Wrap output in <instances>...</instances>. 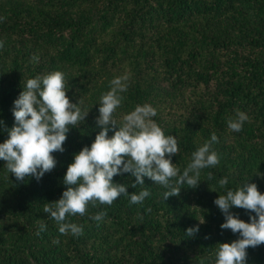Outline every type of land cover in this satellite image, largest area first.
Wrapping results in <instances>:
<instances>
[{
    "label": "trees",
    "instance_id": "trees-1",
    "mask_svg": "<svg viewBox=\"0 0 264 264\" xmlns=\"http://www.w3.org/2000/svg\"><path fill=\"white\" fill-rule=\"evenodd\" d=\"M0 40V143L15 123L14 100L37 75L62 71L70 102L81 100L88 111L66 134L63 166L39 181H18L0 160V264H210L218 243L239 238L221 229L224 216L214 200L246 180L264 194V0H0ZM125 73L129 87L113 114L118 126L137 104L149 103L165 135L178 141L171 159L181 172L213 132L220 163L201 170L196 188L181 185L167 200L168 189L154 184L142 204L124 195L110 206L89 204L84 216H68L83 234H61L44 205L66 190L68 165L101 130V94ZM237 109L250 122L233 132L227 119ZM223 177L228 183L221 188ZM113 182L129 193L145 188H132L130 173ZM101 211L103 220L91 218ZM231 211L244 222L255 216ZM41 222L46 229L37 235ZM194 226L198 232L187 236ZM246 251V264H264V244Z\"/></svg>",
    "mask_w": 264,
    "mask_h": 264
},
{
    "label": "clouds",
    "instance_id": "clouds-1",
    "mask_svg": "<svg viewBox=\"0 0 264 264\" xmlns=\"http://www.w3.org/2000/svg\"><path fill=\"white\" fill-rule=\"evenodd\" d=\"M2 47L3 42H0ZM37 59L32 57L33 61ZM130 75L125 73L110 80L109 90L102 93L99 100L96 123L101 130L91 146L83 147L68 165L63 179L67 187L61 197L44 205V213L59 225L61 234H83V227L69 222L68 216H84L89 204L96 207L98 202L110 206L121 195L128 196L130 204H142L150 195L146 187L139 193H129L128 186L113 182L114 176L130 173L135 177L132 188L144 185L143 178L147 177L168 189L163 194L167 200L179 195L181 185L196 188L201 170L220 163V156L212 147L219 142L213 132L208 141L191 153L190 162L181 172L171 159L179 153L178 141L173 135H165L153 119L157 111L149 103L137 104L122 116L118 126L113 114L124 99L121 94L128 90ZM67 90L65 74L56 70L27 79L14 100L15 123L8 130L9 138L0 143V160L6 162V169L18 181L23 182L28 176L39 181L45 173L51 172L56 165L52 153H62L69 128L84 122L88 111H82L81 100L71 103ZM245 122H250L249 116L237 109L234 118L227 119V127L240 132ZM110 129H114L111 137L108 136ZM208 178H212L211 172ZM227 183V177L219 180L221 188ZM214 204L224 216L221 229L239 233V238L230 243H218L215 260L210 264H246V249L264 244V194L258 191L255 183L246 180L235 190L228 189L226 194L218 195ZM232 208L248 210L255 216L249 215V222H244L231 211ZM106 215L101 211L91 218L99 222ZM199 222L203 223V218ZM45 229L46 225L41 222L37 235ZM198 230V226L190 227L186 235L194 236ZM199 264L205 261L201 259Z\"/></svg>",
    "mask_w": 264,
    "mask_h": 264
},
{
    "label": "rangeland",
    "instance_id": "rangeland-1",
    "mask_svg": "<svg viewBox=\"0 0 264 264\" xmlns=\"http://www.w3.org/2000/svg\"><path fill=\"white\" fill-rule=\"evenodd\" d=\"M240 8H241V6L238 7L235 12H238ZM0 42H2V40H0ZM168 89L171 90L172 88L170 89V87H168ZM52 155L54 156V158L56 160V165L63 166V163H64L65 158L62 157V153L57 151V152L52 153ZM143 179H144V186L148 190H151L152 188H155L156 187V185H154V182L152 180H150L149 178L144 177Z\"/></svg>",
    "mask_w": 264,
    "mask_h": 264
}]
</instances>
